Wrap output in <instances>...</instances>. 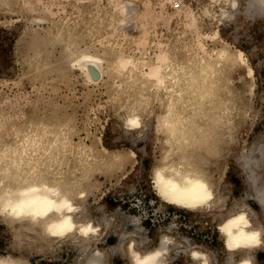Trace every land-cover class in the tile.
<instances>
[{"label": "rangeland", "instance_id": "obj_1", "mask_svg": "<svg viewBox=\"0 0 264 264\" xmlns=\"http://www.w3.org/2000/svg\"><path fill=\"white\" fill-rule=\"evenodd\" d=\"M236 1L241 7L235 12ZM243 1L235 0L224 15L216 12L223 0H0V141L12 139V132L6 135L12 128L52 130L58 138L67 134L73 144L134 152L126 164L92 174L99 187L87 202L90 216L100 224L98 240L87 248L62 242L43 249L0 216V256H22L29 264H83L94 243L102 250L100 264H129L123 251L128 238L151 245L166 231L182 242L172 249L168 264H181V250L191 244L212 250L215 264H229L217 217L166 203L156 194L151 170L159 163L165 138L157 98L165 91L149 79L153 65L156 69L173 60L214 63L223 71L237 105H248L251 116L235 132L234 145L217 168L212 169L205 153L198 162L225 191L228 206L244 200L260 214L255 188L234 154L255 145L254 182L263 186L264 4L243 14ZM78 49L101 61L96 81L70 65V52ZM123 61L127 65L121 68ZM136 86L152 97L141 126L128 129L121 110ZM4 150L0 146V156ZM72 153L64 150L59 168H75L88 158L80 161ZM257 256L264 261V250Z\"/></svg>", "mask_w": 264, "mask_h": 264}, {"label": "bare ground", "instance_id": "obj_2", "mask_svg": "<svg viewBox=\"0 0 264 264\" xmlns=\"http://www.w3.org/2000/svg\"><path fill=\"white\" fill-rule=\"evenodd\" d=\"M234 1L223 0L216 12L226 13L227 6ZM243 2L246 4L244 10H240L243 14L264 4V0ZM235 3L236 12L241 6L237 1ZM257 12H260V8H257ZM71 53L70 65L80 68L89 81H96L101 74L98 56L79 49L71 50ZM193 62L196 61L188 60L184 64L173 60L168 64H158L156 69V65H153L152 77L149 79V82L163 86L165 91L164 96L157 98L163 110L162 131L165 138L159 163L151 170L156 194L166 203L217 217V229L229 264H264L257 257V252L264 250V185L257 186L254 182L258 162V157L252 152L255 145L248 149L245 146L234 154H239L235 164L248 177V185L255 188V197L262 207L260 214L244 200L228 206L225 191L216 181L210 180L207 175L209 169H204L198 162L205 153L212 158V169L219 166L225 153L234 145L235 132L251 116L248 105H237V98L231 95V90L225 85L227 79L224 81L223 71L214 63ZM126 65L127 62L123 61L121 68ZM135 88L121 110V123L128 129L141 126L145 106L152 97V93H143L142 87ZM14 130L16 128L6 134L12 132L10 141H0V146L5 147L4 155L0 156V216L11 227L18 226V232L24 233L43 249L54 248L62 242H72L87 248L91 241L98 240L101 235L100 224L90 216L87 202L88 197L99 187V182L92 179V174L96 170L101 172V169L108 173L110 167L126 164L134 152L108 151L95 146V143L73 144L67 134L63 135V139L60 135L58 138L52 130ZM64 150L77 153L78 158L82 157L80 161L88 158L75 168H59ZM33 188L55 190L58 193L57 201L65 207L58 212L49 210L42 215L38 214L42 210L39 205L34 206L35 210L30 207L20 211L18 205L26 199L22 194ZM241 216L244 218L242 221ZM143 245L136 243L132 237L124 243L123 251L129 264H168L172 249L182 246V242L171 233L160 231L155 244ZM92 246L90 251L87 250L83 264L101 263L102 250L94 243ZM181 251V264L216 262L212 250L210 252L202 245H187ZM0 264L29 263L22 256L15 259L5 253L0 256Z\"/></svg>", "mask_w": 264, "mask_h": 264}, {"label": "clouds", "instance_id": "obj_3", "mask_svg": "<svg viewBox=\"0 0 264 264\" xmlns=\"http://www.w3.org/2000/svg\"><path fill=\"white\" fill-rule=\"evenodd\" d=\"M22 195L26 199L23 200L20 205H18L20 211H25L30 207L32 210H35L34 206L39 205L42 206V210L38 214L42 215L49 210L58 212L61 208L65 207L57 201L56 197L58 196V193L53 189L41 191L33 188ZM243 219V216H241L240 220L242 221ZM235 223L236 222L233 223V226H235ZM157 255H159V253H157Z\"/></svg>", "mask_w": 264, "mask_h": 264}, {"label": "snow or ice", "instance_id": "obj_4", "mask_svg": "<svg viewBox=\"0 0 264 264\" xmlns=\"http://www.w3.org/2000/svg\"><path fill=\"white\" fill-rule=\"evenodd\" d=\"M133 123H135V121H133Z\"/></svg>", "mask_w": 264, "mask_h": 264}, {"label": "crops", "instance_id": "obj_5", "mask_svg": "<svg viewBox=\"0 0 264 264\" xmlns=\"http://www.w3.org/2000/svg\"><path fill=\"white\" fill-rule=\"evenodd\" d=\"M257 254H258V252H257ZM258 257V256H257Z\"/></svg>", "mask_w": 264, "mask_h": 264}]
</instances>
